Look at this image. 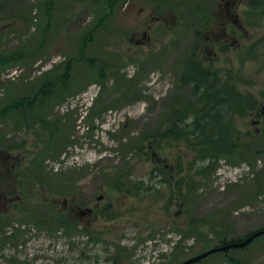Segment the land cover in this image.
Returning <instances> with one entry per match:
<instances>
[{
  "label": "rangeland",
  "instance_id": "rangeland-1",
  "mask_svg": "<svg viewBox=\"0 0 264 264\" xmlns=\"http://www.w3.org/2000/svg\"><path fill=\"white\" fill-rule=\"evenodd\" d=\"M163 1L124 0L111 9L107 0H0V111L48 82L68 88L44 113L66 131L57 154H47L39 170L27 161L37 160V94L30 108L24 104L0 118V264H170L213 247L223 234L238 239L264 227V11L246 15L250 26L235 30L228 58L233 80L243 79V91L254 100L235 122L238 141L251 144L250 152L243 153L246 160L238 153L232 161L220 158L209 178L193 170L187 184L193 153L186 140L156 143L151 137L168 126L167 115L179 105L174 100L187 97L177 93L174 67L194 42L190 34L179 41L178 0H167L172 10ZM158 13L166 25L147 26ZM93 28L92 40L80 49L79 39ZM219 52L223 67L226 57ZM30 109L34 121L24 119ZM145 135L144 148H132ZM26 164L31 175L41 171L53 179L52 188L24 178ZM236 175L241 179L230 183ZM179 180L182 195L192 191L186 203L177 199ZM100 194L109 208L88 224L91 233L84 229L87 219L73 212L76 225L67 230L35 225L18 210L31 206L48 217L65 200L83 210ZM165 245L170 250L163 251ZM229 255L264 264V238ZM202 264L229 263L216 254Z\"/></svg>",
  "mask_w": 264,
  "mask_h": 264
},
{
  "label": "trees",
  "instance_id": "trees-1",
  "mask_svg": "<svg viewBox=\"0 0 264 264\" xmlns=\"http://www.w3.org/2000/svg\"><path fill=\"white\" fill-rule=\"evenodd\" d=\"M107 1L109 3L108 5L110 6L109 8L113 9L116 6V4H118L117 2L124 0H107ZM165 2L166 4L169 5L167 0H164L163 4ZM49 3L50 0H47L46 4ZM108 17H109V13L103 14L100 18V23L96 24V26L101 25L103 20H106ZM93 32H94V28L89 30L85 36H82L79 39L80 49L83 50L87 45L86 43L92 40ZM95 61H96L95 59H90L88 62L86 61V63L88 65H93ZM101 65L102 63H100V66ZM66 68L69 69L68 63L66 64ZM103 68L104 66H101L98 69V72H96L97 77L100 79L104 77V72L102 70ZM68 79L65 78L63 81L66 82L68 81ZM122 84L127 87H131L126 83H122ZM56 85H57L56 81L48 82L47 85L44 84L41 87L37 88V92L33 96H27L21 98L20 100L13 101L0 111V118H1L2 116H6L11 111L15 112V109H18L20 106L24 104L26 105V107L30 108V106L33 105V103L35 102V95L37 94V106H38L37 123H39L40 126L39 130H37V160L29 159L27 161L28 163L31 162L32 165L36 164L38 170L39 167H42L41 166L42 160L43 158L46 157L47 154L48 155L57 154L56 152L58 151L59 148V143L57 141L61 137L60 134L66 131L65 130L66 125L60 123H56L52 125L48 120L45 119V115H44L47 105L50 103V101L62 98V96L68 91V88H64V87L56 89ZM212 97L213 98L211 100L200 101L202 105L198 109H192L188 106L184 108L178 105L176 107H173L172 110L170 111L171 113L167 115L165 120L168 126L164 130L154 133L151 136L153 141L156 143L157 141L160 140L167 142L170 139V137L171 138L174 137V139L184 138L186 140V142L188 143V148L193 153V159L188 166V168L191 171H189L186 175L187 184L193 182L192 178H190L193 170H194L193 172L196 174L195 177L200 176L202 178L203 177L209 178V176L215 171L217 161L220 158H226L232 161L234 159H237L236 155L238 153L240 156V159L238 160H246L243 153L248 152L249 148L251 147V144L242 147V145L239 143L235 121L232 118V115L235 116L237 113L241 115L242 111L239 109H235L233 112H231L230 110H225L222 102H219V100L215 101L216 99L215 96ZM174 101L176 103L179 102L177 99ZM253 105H254V100L250 96L248 100V107L251 109L253 108ZM235 108H236V104H235ZM226 111L229 112L227 116H226L227 113ZM34 113H35L34 110L30 109V113L24 115V119L28 120L32 118L34 121L35 120ZM188 117H192V121L186 122L183 125V121L188 119ZM149 139H150L149 135H145L140 139V142L137 144V147H132V148H139V149L144 148L145 142ZM68 143L69 142H65V145ZM29 167L30 166L26 164L27 171L25 170L26 173L23 174L24 178L33 177L35 179L36 177L37 179H41L39 180V183L41 185H47L49 188H52L53 179L49 180L48 177H46V174H42L41 171L38 172L36 171V174L35 175L33 174L34 175L33 176L30 173H28L32 170L31 168L30 170ZM161 182H164V180L162 179ZM56 184L57 183H55L54 187L57 189L61 186L62 183H59V186ZM43 188L45 187L43 186ZM177 188H178L177 191L178 198L186 203L188 197L192 194V191L186 189L185 194L182 195V193H180L181 191L180 180L178 181ZM187 188L189 187L187 186ZM58 191H64L63 186H61ZM58 191L55 193H58ZM18 210H20L19 213L22 216L23 220L31 221L35 225H47V227L55 226L56 228L62 227L63 229H67V230L76 225V223H73L66 213L61 211L50 212L51 214L48 212V217L47 215L40 217L38 215L41 213L38 212L37 209L31 206L30 207L22 206ZM1 223H2V218L0 217V224ZM262 229H264V227L255 229L238 239L227 240L225 238V235L223 234V236H219L218 241L214 245V247H222L228 243L237 240H244L248 236ZM261 238H264V235L255 238L251 244H253L255 241ZM251 244L241 249H245ZM205 250L201 251L200 253L204 252ZM231 250L232 249H227L223 252V255L226 258V260H228L231 264H245L240 260H238L237 258L230 256L229 254ZM204 260H201L195 264H202Z\"/></svg>",
  "mask_w": 264,
  "mask_h": 264
},
{
  "label": "flooded vegetation",
  "instance_id": "flooded-vegetation-1",
  "mask_svg": "<svg viewBox=\"0 0 264 264\" xmlns=\"http://www.w3.org/2000/svg\"><path fill=\"white\" fill-rule=\"evenodd\" d=\"M178 3V32L183 38L179 41L185 43L187 34L192 35L194 41L191 47L189 46L192 53L179 56L174 67L179 70L177 88L182 90L177 93L180 96L187 95L179 100L178 106L198 109L202 105L200 101L211 100L212 96H215V101L222 102L225 110L242 111L241 115H232L236 122L239 117L245 115L249 107L248 96L243 91L244 80L239 77L233 80L235 72L232 61L228 59L233 48V35L235 30L245 31L246 26H250L246 15L251 12H255L252 15L262 14L258 11H264V0H178ZM160 16L161 13L151 15L148 19L151 22L147 26L166 25ZM143 37H147V31L143 32ZM142 43L139 39L135 40L136 45L142 46ZM219 49L226 57L223 67L218 66L217 62ZM167 61L169 67L170 61ZM228 114L229 112L226 116ZM186 122H191V117L184 120L183 125ZM104 197L100 194L94 204L85 206L83 210H77L73 200H65L60 211L68 213L70 219L69 214L72 212L75 216L87 219L84 229L91 233L88 224L99 221L101 212L109 208L103 205Z\"/></svg>",
  "mask_w": 264,
  "mask_h": 264
},
{
  "label": "water",
  "instance_id": "water-1",
  "mask_svg": "<svg viewBox=\"0 0 264 264\" xmlns=\"http://www.w3.org/2000/svg\"><path fill=\"white\" fill-rule=\"evenodd\" d=\"M262 234H264V230L258 231L256 233L252 234L251 236L247 237L246 239L242 240V241L233 242V243L227 244V245H225L223 247H219V248H216V247L211 248V249L207 250L206 252H204L200 255L194 256L188 260H185L184 262H182L180 264H193V263H196L197 261H200V260L204 259L205 257H207L213 253H216V252L223 251V250L230 249V248L244 247L247 244L251 243L254 238H256L257 236H260Z\"/></svg>",
  "mask_w": 264,
  "mask_h": 264
},
{
  "label": "bare ground",
  "instance_id": "bare-ground-1",
  "mask_svg": "<svg viewBox=\"0 0 264 264\" xmlns=\"http://www.w3.org/2000/svg\"><path fill=\"white\" fill-rule=\"evenodd\" d=\"M117 5V4H116ZM13 111H11V112H9V113H12ZM191 121H192V117H191ZM101 158V157H100ZM241 171H244V173H248L249 171H250V168L249 169H247V168H243ZM243 175V174H242ZM238 175H236L234 178H232L231 179V181H230V183L234 180L235 182H237V181H239L240 179H241V177L237 180V179H235L236 177H237ZM168 250H170V249H167V251ZM225 250H223V251H219V252H216V253H213V254H211L210 256H212V255H215V254H219V253H221L220 255H223V252H224ZM228 261V260H227ZM228 263L229 264H231L229 261H228ZM173 264H179L178 262L177 263H173Z\"/></svg>",
  "mask_w": 264,
  "mask_h": 264
}]
</instances>
